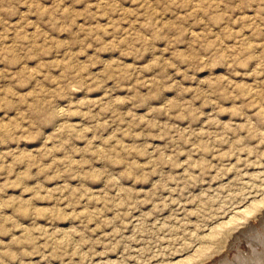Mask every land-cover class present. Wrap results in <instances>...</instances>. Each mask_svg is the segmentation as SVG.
<instances>
[{"label": "rangeland", "instance_id": "rangeland-1", "mask_svg": "<svg viewBox=\"0 0 264 264\" xmlns=\"http://www.w3.org/2000/svg\"><path fill=\"white\" fill-rule=\"evenodd\" d=\"M0 264H264V0H0Z\"/></svg>", "mask_w": 264, "mask_h": 264}]
</instances>
